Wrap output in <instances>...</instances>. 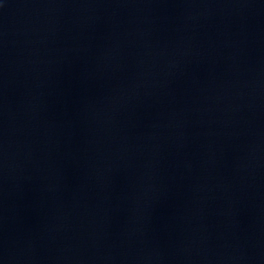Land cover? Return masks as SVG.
<instances>
[{
    "label": "water",
    "instance_id": "water-1",
    "mask_svg": "<svg viewBox=\"0 0 264 264\" xmlns=\"http://www.w3.org/2000/svg\"><path fill=\"white\" fill-rule=\"evenodd\" d=\"M0 264H264V0H0Z\"/></svg>",
    "mask_w": 264,
    "mask_h": 264
}]
</instances>
